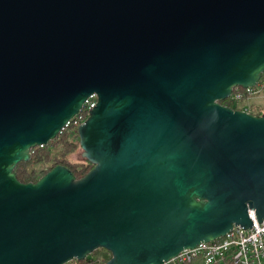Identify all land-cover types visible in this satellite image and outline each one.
Wrapping results in <instances>:
<instances>
[{
  "label": "water",
  "instance_id": "1",
  "mask_svg": "<svg viewBox=\"0 0 264 264\" xmlns=\"http://www.w3.org/2000/svg\"><path fill=\"white\" fill-rule=\"evenodd\" d=\"M264 0H0V264H163L264 219ZM78 126L94 167L14 168Z\"/></svg>",
  "mask_w": 264,
  "mask_h": 264
},
{
  "label": "built area",
  "instance_id": "2",
  "mask_svg": "<svg viewBox=\"0 0 264 264\" xmlns=\"http://www.w3.org/2000/svg\"><path fill=\"white\" fill-rule=\"evenodd\" d=\"M262 81L264 82V72L254 87L242 88L244 91H239L238 87H235L233 88L235 90L233 97L231 93L229 98L239 101L242 97H246L249 101L257 93L258 88L263 87L260 86ZM95 106L96 96L93 95L83 103L81 110L76 115L78 126L87 119L89 112ZM241 110L240 112L251 114L244 106L241 107ZM84 114H86L85 119L82 118ZM250 217L252 219L250 229L245 230L235 226L224 237L207 243L202 242L191 249H184L163 264H264V219L257 222L252 213Z\"/></svg>",
  "mask_w": 264,
  "mask_h": 264
},
{
  "label": "trees",
  "instance_id": "3",
  "mask_svg": "<svg viewBox=\"0 0 264 264\" xmlns=\"http://www.w3.org/2000/svg\"><path fill=\"white\" fill-rule=\"evenodd\" d=\"M264 82H260V86H263ZM239 91H244L238 87ZM235 90L232 91V97ZM247 98L242 97L239 101L232 98L220 101L219 104L233 111H242L243 107L247 103ZM256 117L264 116V110L251 114ZM86 118V114L82 116ZM77 116L73 118L69 125L66 126L61 133L46 146L34 147L31 149L30 158L26 162L19 163L14 168L16 179L22 184H35L50 172L56 166L66 167L71 171L76 180L83 178L94 165L87 159H83L81 163H72L66 159V156L74 152L75 143H79L77 134L78 128ZM80 146V145H79ZM110 254L103 250H95L88 255L83 261H71L72 264H106L110 260Z\"/></svg>",
  "mask_w": 264,
  "mask_h": 264
},
{
  "label": "rangeland",
  "instance_id": "4",
  "mask_svg": "<svg viewBox=\"0 0 264 264\" xmlns=\"http://www.w3.org/2000/svg\"><path fill=\"white\" fill-rule=\"evenodd\" d=\"M253 100H250V102L252 103ZM249 102V103H250ZM248 103V104H249ZM247 103L244 105V107H246L248 110H249V113L253 114L255 113L256 111V106L255 108H251V105L249 104L248 105ZM66 159L72 163H81L83 162V159H86L84 156H83V151L81 150L80 146H79V143H75V148H74V152L72 154H69L66 156Z\"/></svg>",
  "mask_w": 264,
  "mask_h": 264
},
{
  "label": "crops",
  "instance_id": "5",
  "mask_svg": "<svg viewBox=\"0 0 264 264\" xmlns=\"http://www.w3.org/2000/svg\"><path fill=\"white\" fill-rule=\"evenodd\" d=\"M250 100H253L252 103ZM250 100L247 102H250L249 104L251 105V108H255L256 106V112L264 110V85L263 87L258 88L257 93Z\"/></svg>",
  "mask_w": 264,
  "mask_h": 264
}]
</instances>
